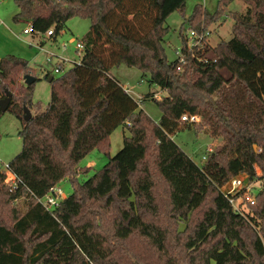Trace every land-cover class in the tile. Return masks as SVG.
I'll list each match as a JSON object with an SVG mask.
<instances>
[{
    "label": "trees",
    "instance_id": "1",
    "mask_svg": "<svg viewBox=\"0 0 264 264\" xmlns=\"http://www.w3.org/2000/svg\"><path fill=\"white\" fill-rule=\"evenodd\" d=\"M232 1L219 0L212 13L198 3L185 16L198 34L234 22L232 37L215 46L203 38L188 48L181 31L182 64L167 55L166 22L186 0H15L14 20L52 29L51 39L73 17L90 29L80 63L47 74L50 104L28 122L38 78L24 58L0 59V99L12 94L7 111L23 125L22 150L9 162L18 187L9 191L0 172V264H264V0H242L244 11L229 10ZM120 65L166 93L141 97L157 105L159 120L111 74ZM29 74L28 85L21 79ZM188 111L201 122H182ZM123 124L130 135L110 156V136ZM182 127L222 138L201 166L171 136ZM95 149L108 161L79 181L78 164ZM239 174L261 180L252 214L235 210L222 190ZM64 179L73 191L47 211L37 198ZM20 198L25 210L13 204Z\"/></svg>",
    "mask_w": 264,
    "mask_h": 264
},
{
    "label": "rangeland",
    "instance_id": "2",
    "mask_svg": "<svg viewBox=\"0 0 264 264\" xmlns=\"http://www.w3.org/2000/svg\"><path fill=\"white\" fill-rule=\"evenodd\" d=\"M197 3L196 0H186V8L183 14L179 11H174L167 18L166 25L169 27V33L166 36L165 49L169 59H175L176 50L181 49L184 45L180 36L181 31L190 38L188 44L192 43L191 30L188 24L184 23V18L192 13ZM0 5L3 9L0 19V59L6 55L13 54L27 60L34 76L38 78L34 84L33 105L30 108L32 116L36 117L47 110L51 101V83L46 77L47 74L50 73L52 76L59 77L70 69L74 62L79 61L83 55V50L77 52L76 44L79 40L85 39L90 29V22L88 19L73 17L68 20L66 28L53 40L40 32L24 33V29L29 28V23L14 20L13 16L17 11L15 0H0ZM217 5L218 2L210 1L207 2L205 8L212 13L217 9ZM244 6L247 5L242 0H233L230 3L229 10L244 11ZM233 22V19L229 16L226 17L224 22L213 23L207 28V31H210L207 40L211 46H215L220 41L228 40L232 37ZM44 37H46V40ZM65 43H68L66 49L63 46ZM106 51L109 52L107 49ZM60 60H65V68L64 72L57 73L55 71L56 64ZM111 74L120 81L123 87L130 89L131 95L137 101L148 91L158 90L159 96L166 94L158 87L150 86L146 79H142V73L136 68L120 65L119 67H114ZM216 97L217 95L214 96V98ZM140 108L144 109L153 119H160V110L152 100L141 102ZM22 128V122L9 111L5 112L0 118V166L4 167L5 163H9L22 150L23 140L19 135ZM129 135L130 130L125 124L120 125L112 132L110 136V156L116 155L122 149L124 137ZM171 136L200 166L205 162L202 157L207 154L208 147L211 146L214 150L216 146L222 143V138H212L206 130L196 134L194 127H182ZM260 149L257 146L256 151H261ZM107 161L108 156L104 153L97 149L91 151L79 162L78 171L81 172L77 175V179L79 181L88 179L97 170L101 169ZM257 175L263 176V171L259 166H257ZM242 177H246V174H242ZM249 182L248 188H250L251 194L257 195L261 188V180ZM5 185L7 186L6 183ZM226 186L227 184L224 185V188ZM59 187L66 195L73 191V185L69 179H64L60 182ZM238 203L243 212L252 214L250 204L241 201ZM13 204L25 210L26 200L20 198ZM255 224L260 227L261 221L256 219Z\"/></svg>",
    "mask_w": 264,
    "mask_h": 264
},
{
    "label": "built area",
    "instance_id": "3",
    "mask_svg": "<svg viewBox=\"0 0 264 264\" xmlns=\"http://www.w3.org/2000/svg\"><path fill=\"white\" fill-rule=\"evenodd\" d=\"M38 31H36L34 29V27L29 24V28L24 29V33L28 34V33H36ZM46 36H53V30L50 29L48 31H46ZM190 35L192 36V43L188 44V48H192L198 44H201V41L203 38H207L208 35H210V31H203L202 33L198 34L196 31L192 30L190 31ZM189 38V37H188ZM190 39V38H189ZM73 41V40H72ZM64 49H66L68 47V43H65L64 45ZM76 48H77V52H79V50H83L84 53V44L81 40H79V42H77L76 44ZM82 56L80 57L78 62H74L73 65H75L76 63H80ZM176 58L182 63H185V59L183 56V52L181 49H177L176 50ZM57 67L55 69V71L57 73L63 71L64 72V68H65V60H60L57 64ZM72 65V66H73ZM126 91L131 93L129 88H126ZM141 97L139 99V103H141ZM202 117L200 114L197 113H191V112H185L182 116H181V121H187V122H192V123H199L201 121ZM213 149L211 146L208 147L207 149V154L204 155L202 158L204 160L207 159V155L208 153L212 152ZM1 163V160H0ZM0 172L3 173L5 175V183L7 184L9 191H13L18 187V180L17 177L15 176V174L11 171L10 169V165L9 163H5L4 167L0 166ZM248 182H247V179ZM249 177L246 175V177H242V174H239L237 176H235L234 178H232L227 184L226 188H222L223 192L226 194V196L229 198L230 203L233 205V207L235 208V210H237L240 213H245L243 212V210L240 208V204L238 203L239 201L241 202H246L247 204L250 205H256L257 204V197L256 195L251 194L249 185ZM64 199V193L62 192L61 188L59 186H55L53 187L50 192L48 194H46L45 196L42 197H38L37 201L47 210L50 212H54V210L56 208H58V206L60 205L61 200Z\"/></svg>",
    "mask_w": 264,
    "mask_h": 264
},
{
    "label": "water",
    "instance_id": "4",
    "mask_svg": "<svg viewBox=\"0 0 264 264\" xmlns=\"http://www.w3.org/2000/svg\"><path fill=\"white\" fill-rule=\"evenodd\" d=\"M24 80L25 83L29 85L35 81V77L29 74L24 77ZM51 80H52V76L49 78V81ZM11 101H12V94L7 91L6 96L0 99V110L2 112H6L11 104ZM24 112H25L24 120L27 122L30 121L33 116L31 114L30 109L27 106H24ZM254 148L256 150L257 145H255Z\"/></svg>",
    "mask_w": 264,
    "mask_h": 264
},
{
    "label": "crops",
    "instance_id": "5",
    "mask_svg": "<svg viewBox=\"0 0 264 264\" xmlns=\"http://www.w3.org/2000/svg\"><path fill=\"white\" fill-rule=\"evenodd\" d=\"M198 3H201V4H203L204 5V7L205 6H207V2H212V1H214V2H218L219 0H196ZM197 3V4H198ZM230 6V5H229ZM244 8V10L246 9V6H244L243 7ZM2 12H3V9H2V7H1V5H0V19H1V16H2ZM18 12V8H17V11H16V13ZM16 13L14 14V16L16 15ZM14 16H13V18H14ZM22 22V21H21ZM45 38V37H44ZM56 37H53L52 39L54 40ZM162 91V90H161ZM163 92V91H162ZM146 93V92H145ZM144 94V93H143ZM162 94V93H161ZM158 97H160L159 95H158ZM162 116H161V114H160V118H161ZM67 195L66 194H64V198L66 197Z\"/></svg>",
    "mask_w": 264,
    "mask_h": 264
}]
</instances>
